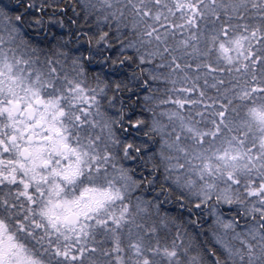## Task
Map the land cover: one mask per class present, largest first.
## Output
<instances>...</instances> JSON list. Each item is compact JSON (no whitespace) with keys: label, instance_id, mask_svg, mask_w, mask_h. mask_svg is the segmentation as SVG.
<instances>
[{"label":"snow or ice","instance_id":"1","mask_svg":"<svg viewBox=\"0 0 264 264\" xmlns=\"http://www.w3.org/2000/svg\"><path fill=\"white\" fill-rule=\"evenodd\" d=\"M0 264H264V0H0Z\"/></svg>","mask_w":264,"mask_h":264}]
</instances>
